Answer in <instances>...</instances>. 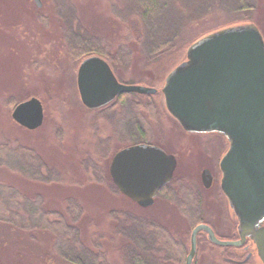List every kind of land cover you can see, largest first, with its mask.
I'll return each mask as SVG.
<instances>
[{
    "label": "rangeland",
    "instance_id": "1",
    "mask_svg": "<svg viewBox=\"0 0 264 264\" xmlns=\"http://www.w3.org/2000/svg\"><path fill=\"white\" fill-rule=\"evenodd\" d=\"M57 1L63 4L60 0H42L40 8L35 0H0V140L10 139L34 146L47 162L59 169L62 180L53 183L33 181L0 166V182L11 183L30 195L42 191L46 204L52 208L64 209L66 197L73 194L82 204L87 236L91 233L99 236L113 264H127L120 250L126 237L123 225L127 222L117 219L113 209H120L129 217L140 220H156L185 246L189 244V249V236L195 226H190L191 212L188 213L190 215L182 212L175 201L162 195L153 204L141 206L118 192L109 181L96 180L90 169L83 165L88 155L100 153L95 150L97 137L111 134L113 125L110 122L115 117L114 111L122 104L115 103L114 108L105 112L104 105L90 108L82 102L77 84L80 62L68 52L63 26L69 18L86 34L91 30L98 34H109L114 30L113 35L121 36L131 26L121 22L112 8L115 4L118 5L114 8L123 7V1L64 0L67 6L60 9L55 6ZM250 1L260 9L244 10L234 8L232 4L225 5L219 12L188 29L178 48L151 58L146 54L134 53L127 63L114 64L115 72L125 81L152 82L160 91L164 81L156 82H159L160 69L165 60L177 49L182 50L179 47L185 40L201 29L248 16L262 24L264 33V0ZM10 95L39 97L44 105L43 123L34 129L18 123L6 103ZM134 97L156 104L155 117L149 111L144 113L153 131L151 140L163 144L166 150L176 155L175 176H179L180 181L188 184L198 196L201 219L217 226L219 237L229 238L228 233L232 230L227 229L230 225V208L220 187L215 183L206 190L200 182L204 166L211 167L217 176V159L224 151L220 134H198L185 130L170 114L164 96L160 94ZM127 139L121 137L122 141L117 142L116 146ZM219 219H224L226 226H220ZM6 227L0 226V264H63L52 251V238L48 233L39 232L33 239L27 232ZM197 244L195 264H232L223 258V254L236 255L232 248H224L210 241L205 231L198 233ZM250 246L252 257L246 261L241 258L239 264H263L255 244L252 242Z\"/></svg>",
    "mask_w": 264,
    "mask_h": 264
},
{
    "label": "water",
    "instance_id": "2",
    "mask_svg": "<svg viewBox=\"0 0 264 264\" xmlns=\"http://www.w3.org/2000/svg\"><path fill=\"white\" fill-rule=\"evenodd\" d=\"M35 2L42 5V0ZM77 84L82 102L90 108L123 92L158 91L155 86L120 81L110 63L96 54L80 62ZM161 91L168 111L185 130L216 132L229 140L220 160L221 188L237 216L239 238H220L209 224L198 223L191 232L185 264H193L200 231L221 246L242 245L249 237L264 264V36L259 26L242 21L199 37L167 74ZM44 116L37 96L20 101L12 110V117L30 129L39 127ZM176 166L175 154L140 142L115 152L109 170L120 191L149 206L173 178ZM212 179L205 168V185L210 186Z\"/></svg>",
    "mask_w": 264,
    "mask_h": 264
},
{
    "label": "trees",
    "instance_id": "3",
    "mask_svg": "<svg viewBox=\"0 0 264 264\" xmlns=\"http://www.w3.org/2000/svg\"><path fill=\"white\" fill-rule=\"evenodd\" d=\"M60 1L63 4L55 2L56 8H65L66 2ZM122 1L123 7L114 8L118 5L115 4L112 8L121 22L131 26V29L126 30L121 36L113 35L114 30L109 34H98L94 30H88L89 34H86L81 27L77 24L74 25L67 18L66 25L63 26L64 39L67 41L68 52L76 60L80 62L91 54H99L108 60L115 72L113 65L127 63L134 53L146 54L151 58L178 48L179 42L181 43L183 40V34H188V29L193 28L198 21L205 20L210 15L219 12L225 5L232 4L234 8L244 10L256 8V4L250 0H235L234 2L232 0L227 2L224 0ZM253 20L248 16L243 19L234 18L201 29L197 34L185 40L179 47L182 50L177 49L165 60L160 69V79L157 78L159 82L156 83H160L161 80L163 83L165 74L167 75L186 58L185 53L188 46L199 37L226 25ZM253 22L258 24L263 32L262 24L256 20ZM114 23L116 25L115 21ZM115 74L122 82L155 86L152 82L147 83L148 81L144 80L125 81L116 72ZM157 94L163 96L161 91L150 94L123 92L118 94L112 102L104 105L103 108L106 112L114 108L113 104H122L114 111L115 117L110 122L113 125L111 134L106 137L101 135L97 137L95 150L97 152L99 150L100 153L94 156L88 155L83 160V165L90 169L96 180L109 181L111 186L120 193L122 192L115 185L109 171L111 158L117 148L132 143L149 142L166 149L163 144L151 140L153 131L149 127V119L144 114L149 111L150 115L155 117L156 104L153 101L143 102L142 99L134 97H151ZM26 98L28 96L10 95L6 103L13 110L17 103ZM121 137L128 139L116 146L117 142L122 141ZM0 166L18 172L23 178L33 181L53 183L62 180V173L59 169L47 162L34 146L19 141L0 140ZM175 185L178 187L175 188ZM160 195L175 201L182 212L187 214L191 212L192 215L188 214L190 215V226L204 222L198 214V196L188 184L180 181L179 176L174 175L172 181L161 188L157 197L159 198ZM44 199L42 191L30 195L11 183L0 182V226L27 232L33 239L39 232L40 234L48 233L52 238V251L59 262L62 260L63 264H113L99 236L96 233L87 236L84 211L78 198L73 194L67 196L64 209L49 207ZM112 212L117 219L127 222L123 225L125 230L123 234L126 237L120 246L127 264H185L189 244L185 246L184 242L176 239L166 226L156 220H140L137 217H129L126 212L120 209H113ZM193 264H195V259Z\"/></svg>",
    "mask_w": 264,
    "mask_h": 264
},
{
    "label": "flooded vegetation",
    "instance_id": "4",
    "mask_svg": "<svg viewBox=\"0 0 264 264\" xmlns=\"http://www.w3.org/2000/svg\"><path fill=\"white\" fill-rule=\"evenodd\" d=\"M191 133H193V132H191ZM198 133V132H197ZM198 134H200V133H198ZM202 134H212V133H202ZM220 136L222 137V141H223V144H224V151H223V153L219 156V158L217 159V168H218V172H217V176H215L214 175V172H213V170H212V168L211 167H209L208 165L207 166H204L203 168H202V170H201V173H200V182H201V184H202V186L206 189V190H208V189H210V188H212L213 186H214V184L216 183L217 184V186L218 187H220V192L223 194V196H224V198H225V200H226V204H227V206H229V208H230V210H228V215H229V218H230V225H228V230H231V232L230 233H228V236H230L229 238H231V239H237V238H239V231H238V219H237V216H236V214H235V212H234V210H233V208L231 207V205H230V203H229V200H228V198L225 196V194H224V192H223V190H222V188H221V177H222V172H221V169H220V160H221V157H222V155L226 152V150L228 149V146H229V140L224 136V135H222V134H220ZM205 168H209L210 169V171H211V173H212V175H213V179H212V183H211V185L210 186H206L205 185V183H204V181H203V171H204V169ZM174 178V177H173ZM172 181V180H171ZM170 182V181H169ZM168 182V183H169ZM166 185V184H165ZM157 196H158V194L156 195V197H155V200L157 199ZM223 217V216H222ZM206 223H208V222H206ZM219 223H220V226H226V224H225V222H224V219H219ZM208 224H210L213 228H214V230H215V232L218 234L219 233V231H217L218 230V228H217V230H216V227L213 225V224H211V223H208ZM253 241L248 237L247 238V240L245 241V243L244 244H242V245H229V246H223L224 248H228V247H232V250H233V252H235V254L236 255H234V256H228V255H226V253L225 254H223V258L227 261V262H229V263H232V264H239L240 262H241V258H246L247 257V255L248 254H250V257L249 258H251L252 257V254H253V252H252V250H250V248H251V243H252ZM254 243V242H253ZM225 250L226 249H224V252H225ZM257 252V251H256ZM248 258V259H249ZM247 259V260H248Z\"/></svg>",
    "mask_w": 264,
    "mask_h": 264
}]
</instances>
